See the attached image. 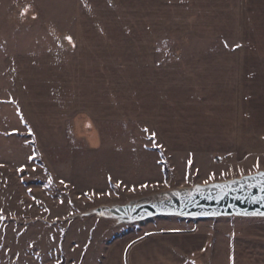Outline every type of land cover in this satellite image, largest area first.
<instances>
[{
	"label": "rangeland",
	"instance_id": "obj_1",
	"mask_svg": "<svg viewBox=\"0 0 264 264\" xmlns=\"http://www.w3.org/2000/svg\"><path fill=\"white\" fill-rule=\"evenodd\" d=\"M239 2L0 0V264L183 263L172 247L196 249L186 264H264V218L85 216L264 171L194 70L241 39L263 49L264 15L245 18ZM44 50L71 59L33 78L5 70ZM179 231L192 239H167Z\"/></svg>",
	"mask_w": 264,
	"mask_h": 264
},
{
	"label": "crops",
	"instance_id": "obj_2",
	"mask_svg": "<svg viewBox=\"0 0 264 264\" xmlns=\"http://www.w3.org/2000/svg\"><path fill=\"white\" fill-rule=\"evenodd\" d=\"M239 5L240 14L247 15L245 18L253 14L264 15V0H240ZM260 27L264 29V22L260 24ZM241 40L236 45L235 51L200 57L194 64V70L197 72L195 76L198 81L201 80L199 83H202L207 90L206 93L210 95L206 101L216 106L221 124L229 127L234 137L231 140L239 144L242 158L264 156V41L260 42L263 49H258L248 43L252 41ZM69 57L70 55L53 50H44L39 53L24 54L21 59L9 57L4 61V66L7 73L11 74L15 80L20 79V74L23 72H27V77L30 74L33 78V75L38 74L37 72H44L45 68L53 67L56 71V68H60L61 62L65 63L71 59ZM81 59L80 62H83ZM35 64L38 66L36 67ZM24 82L16 83V85L20 84L22 92L26 89ZM201 108L209 110V108L200 107V111H203ZM217 116L214 115L213 118ZM171 234L173 235L167 238L170 241L175 239L174 241L181 243L182 239H192L183 235L181 231ZM189 249L191 253L196 250ZM170 250V255L179 256L182 259L183 263L180 264H186L192 259L187 256L188 248L183 250L182 247H172ZM151 251L150 254H158L157 249H151ZM161 264L171 263L162 262Z\"/></svg>",
	"mask_w": 264,
	"mask_h": 264
},
{
	"label": "water",
	"instance_id": "obj_3",
	"mask_svg": "<svg viewBox=\"0 0 264 264\" xmlns=\"http://www.w3.org/2000/svg\"><path fill=\"white\" fill-rule=\"evenodd\" d=\"M85 216L133 225L158 217L181 220L264 218V171L240 178L173 189L122 206H99Z\"/></svg>",
	"mask_w": 264,
	"mask_h": 264
},
{
	"label": "snow or ice",
	"instance_id": "obj_4",
	"mask_svg": "<svg viewBox=\"0 0 264 264\" xmlns=\"http://www.w3.org/2000/svg\"><path fill=\"white\" fill-rule=\"evenodd\" d=\"M65 39H67L71 43V37H65ZM145 131H147V130H145Z\"/></svg>",
	"mask_w": 264,
	"mask_h": 264
},
{
	"label": "trees",
	"instance_id": "obj_5",
	"mask_svg": "<svg viewBox=\"0 0 264 264\" xmlns=\"http://www.w3.org/2000/svg\"><path fill=\"white\" fill-rule=\"evenodd\" d=\"M163 171H164L165 174L167 173V170H166L165 166H163Z\"/></svg>",
	"mask_w": 264,
	"mask_h": 264
},
{
	"label": "bare ground",
	"instance_id": "obj_6",
	"mask_svg": "<svg viewBox=\"0 0 264 264\" xmlns=\"http://www.w3.org/2000/svg\"><path fill=\"white\" fill-rule=\"evenodd\" d=\"M264 44V43H263Z\"/></svg>",
	"mask_w": 264,
	"mask_h": 264
}]
</instances>
